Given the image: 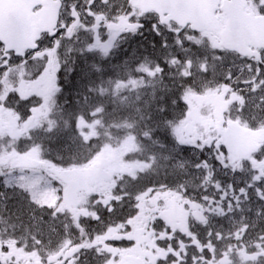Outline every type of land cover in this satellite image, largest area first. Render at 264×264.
I'll use <instances>...</instances> for the list:
<instances>
[{"label": "flooded vegetation", "instance_id": "obj_1", "mask_svg": "<svg viewBox=\"0 0 264 264\" xmlns=\"http://www.w3.org/2000/svg\"><path fill=\"white\" fill-rule=\"evenodd\" d=\"M248 6L262 13L264 0H248ZM135 11L128 0H61L56 33L47 37V45L58 53L59 47L69 49L91 37L93 43L106 46L121 31L134 27ZM219 60L225 76L218 73L208 78L205 89L203 83H196L188 90L191 99L185 107L189 109L180 108L170 132L169 151L174 157L140 170L147 177V191L133 195L126 208L123 229L129 231V241H119L121 207L114 201L97 215L90 237L72 244L69 227L52 223L27 229L29 242L24 243L6 237L5 223L0 228V264H125L128 257H137L142 264H264V142L246 158H237L223 144L231 123L264 132V50L258 57L226 53ZM214 69L209 66L207 71ZM30 76L36 79L39 74ZM39 85H33V95H39ZM20 86L11 88L16 92ZM24 102H30L29 95ZM5 130L0 120V139ZM4 140L0 157L6 159ZM184 152L190 157L185 162ZM7 161L2 164L7 166ZM5 175L4 171L0 177ZM52 175L59 178L63 194L53 201V208L21 196L7 201L1 197L0 218L64 220L76 214L79 201L72 197L71 187L79 186L81 174L74 175L73 185L65 170L54 168ZM68 247L71 253L66 258H54L55 249Z\"/></svg>", "mask_w": 264, "mask_h": 264}, {"label": "water", "instance_id": "obj_2", "mask_svg": "<svg viewBox=\"0 0 264 264\" xmlns=\"http://www.w3.org/2000/svg\"><path fill=\"white\" fill-rule=\"evenodd\" d=\"M5 1L0 0V39L9 47H14V42L18 36L28 38V42L32 44L39 31L49 27V21L46 17L49 15L47 13H44L46 16H40L32 21L28 16L29 4L21 8L20 1L17 0V10H10L5 6ZM54 15L55 11H53ZM51 19L53 20V18Z\"/></svg>", "mask_w": 264, "mask_h": 264}, {"label": "rangeland", "instance_id": "obj_3", "mask_svg": "<svg viewBox=\"0 0 264 264\" xmlns=\"http://www.w3.org/2000/svg\"><path fill=\"white\" fill-rule=\"evenodd\" d=\"M120 90H122V89H118V97L120 96ZM124 92H125V93H132V92H130V91H125V90H124ZM124 125H126V124H124Z\"/></svg>", "mask_w": 264, "mask_h": 264}, {"label": "snow or ice", "instance_id": "obj_4", "mask_svg": "<svg viewBox=\"0 0 264 264\" xmlns=\"http://www.w3.org/2000/svg\"><path fill=\"white\" fill-rule=\"evenodd\" d=\"M33 151H36L35 149Z\"/></svg>", "mask_w": 264, "mask_h": 264}]
</instances>
